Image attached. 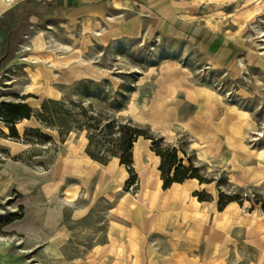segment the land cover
Here are the masks:
<instances>
[{
	"label": "rangeland",
	"instance_id": "obj_1",
	"mask_svg": "<svg viewBox=\"0 0 264 264\" xmlns=\"http://www.w3.org/2000/svg\"><path fill=\"white\" fill-rule=\"evenodd\" d=\"M133 2V9L119 13L109 0L107 12L93 18L63 6V0H0V108L24 103L36 115L16 125L19 139L6 137L9 129L0 120V163L9 165L14 182L20 177L31 180L28 188L46 185V194L30 193L34 205H61L57 230L63 242L48 252V264L98 259L100 264H119L123 258L116 251L102 253L100 247L116 242L113 224L120 216L110 211L124 192L145 201L147 196L135 186L137 176L122 191L114 188L113 199L104 193L91 196L87 187L84 196L81 186L75 196L67 189L75 186L68 176L79 170L77 159L93 160L87 152L91 140L90 153L120 155V125L138 128L142 138L153 137L164 148L178 147L179 157L187 158L185 167L193 163L200 176L215 182L214 190L196 196L204 193L207 201L216 200L218 209L223 195L224 202L236 197L234 202L248 213H264V158H255L257 151L264 152V0ZM141 6L151 12H141ZM139 15L150 17L139 33L133 22L117 19ZM200 87L210 90L213 101L208 119L195 111V99L202 109ZM239 110L249 112L255 123L251 135H240L236 123L244 116ZM214 115L217 130L234 150L223 151L220 159L199 161L188 144L205 134ZM11 142L20 144L13 150L20 154L12 156L4 146ZM232 154L236 159H230ZM62 156L68 160L58 167V190L51 185L52 170ZM82 170L99 181L96 170ZM243 170L255 177L239 181L236 174ZM126 194L122 201L129 198ZM15 199V193L0 199V226L23 213ZM8 229L20 231L22 224ZM238 250L233 263L245 264V252L255 253L244 244Z\"/></svg>",
	"mask_w": 264,
	"mask_h": 264
},
{
	"label": "crops",
	"instance_id": "obj_2",
	"mask_svg": "<svg viewBox=\"0 0 264 264\" xmlns=\"http://www.w3.org/2000/svg\"><path fill=\"white\" fill-rule=\"evenodd\" d=\"M108 1L63 0V6L80 10L83 15L98 18L109 8ZM133 1L114 0V5L119 13H123L133 9ZM147 1L151 2L152 0ZM141 12L146 14L151 11L143 6ZM120 18L126 23L133 22L135 30H137L136 33H139L145 31L144 20L146 21L150 17L139 15L125 18L119 16L117 19ZM124 35L131 34L124 33ZM200 89H202V109L197 99L194 98L195 111L198 114L197 117L208 119L213 101L210 98V90L203 87ZM239 112L244 116L243 119H238L239 115H237L236 125L241 137L251 135L254 132L255 123L250 113L241 110ZM247 114L248 116H246ZM215 119L214 115V123L204 135H197L198 137L188 144V148L197 154L199 161L220 159L223 151L225 154H229L231 150H234L228 144L229 141L224 140L222 133L217 130L218 125H216ZM135 144L133 147V169L137 176L135 186L138 187V194L143 190V196L147 197L145 201L138 202L137 200L136 208L131 209H136V213L132 214L128 213L125 207L120 204L126 194L124 192L118 206L110 211L120 216L118 223L113 224L117 227L116 242L112 241L101 246L102 253L110 252L109 254L113 255L116 251V254L123 256L119 259V264H238L233 263V260L239 255V245L244 244L246 248L255 252L254 254L245 252V264H264V213H248L235 202L228 204L220 211L216 200L200 201L196 192L214 190L215 182L202 184L197 179H188L183 183H174L164 190V181L160 171L162 160L154 151L153 140L140 137ZM4 146L9 148L12 156L21 152L13 151L18 150L20 144L11 142V144L5 143ZM85 146L86 144H82V150ZM176 148L179 150L178 147ZM256 154L255 158H264L263 151H257ZM234 155H231V160L236 159ZM179 159L184 163V159L187 158L183 156ZM66 160H68L66 156L60 157L52 170L54 180L51 185L58 190L60 186L58 167ZM77 160L79 170L68 176L72 178L75 185L67 188L72 191V196L80 193L77 188L79 186L83 189V196L86 192L85 187L89 188L91 196L94 193L110 194L111 196L114 188L116 192L117 187H124L130 180L127 167L122 165L118 158H113L107 165L83 156ZM189 160L190 158H188ZM11 162L13 161H10L9 164H12ZM17 164L13 163V165ZM8 168V164L3 167L0 163V199L8 198L10 194L15 193L17 207L23 209V218L0 226V264H48L46 263V256L50 254L48 252L52 248L58 249V246L63 242L57 230L61 223L59 208L61 205L58 206L57 202L47 206L34 205L29 199L30 193L37 196L46 194V185L40 187L33 184L28 188L31 180L28 178L20 181V177H17L18 181L14 182L15 175L12 171L10 173ZM82 169L99 172L101 174L99 181H93L89 174L83 172ZM147 175H149V181H144ZM236 175L233 176H236L239 181H243L254 178L255 172L243 170ZM131 195L126 196L129 197L124 200L126 203L133 198ZM111 198L113 199V196ZM16 222L22 224L20 231L8 229ZM52 230L55 231L51 232ZM226 253L227 256L224 257ZM99 260L91 264H95Z\"/></svg>",
	"mask_w": 264,
	"mask_h": 264
},
{
	"label": "trees",
	"instance_id": "obj_3",
	"mask_svg": "<svg viewBox=\"0 0 264 264\" xmlns=\"http://www.w3.org/2000/svg\"><path fill=\"white\" fill-rule=\"evenodd\" d=\"M48 103H45L42 107V111H46ZM36 117L34 111L31 107L24 103H12L3 104L0 108V120L4 121L7 128L9 129V135L6 137H12L19 139V133L17 131L16 125L25 119L31 120ZM40 118V114L37 115ZM43 122V121H42ZM113 128V123L110 122L107 125V129L111 130ZM122 137L119 140L120 155L114 151L108 156L104 155H94L90 153V148L92 146V140L87 148L89 156L104 165L110 162V159L119 158L120 163L125 165L129 169L131 175L130 180L136 177L133 169V144L142 136L141 130L132 125H120ZM146 139L153 140V148L159 157H161L160 171L162 173V180L164 181L163 189L167 190L174 183H183L188 179H197L200 183H212L213 180H208L199 175V169L190 163L188 167L183 165V162L179 159V150L176 147L167 146L162 147L157 143L156 139L153 137H144ZM200 201H207L204 197V193H197ZM225 195L221 197L219 201V210L222 211L229 203L237 201L236 197H230V200L224 202ZM22 211L23 209L20 208ZM23 218V213L20 214L18 218L13 221ZM12 223V222H11Z\"/></svg>",
	"mask_w": 264,
	"mask_h": 264
},
{
	"label": "bare ground",
	"instance_id": "obj_4",
	"mask_svg": "<svg viewBox=\"0 0 264 264\" xmlns=\"http://www.w3.org/2000/svg\"><path fill=\"white\" fill-rule=\"evenodd\" d=\"M136 145V144H135ZM136 150V149H135ZM136 152V151H135ZM126 173V172H125ZM147 181H149V178L147 179ZM196 187V186H195ZM198 187V186H197ZM123 187L120 186L119 188L116 189V192L122 191ZM132 198V197H131ZM125 200V198H124ZM121 201L120 204H122L124 207H126L127 209L131 210L134 209L137 205V198H132L129 202L127 201V203L125 201ZM224 256H227V253L224 254ZM226 259V258H225ZM101 261H99L97 264H100Z\"/></svg>",
	"mask_w": 264,
	"mask_h": 264
}]
</instances>
